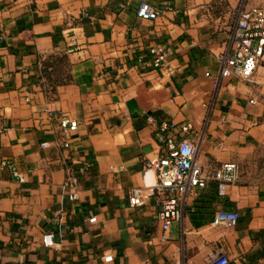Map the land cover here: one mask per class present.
I'll list each match as a JSON object with an SVG mask.
<instances>
[{
    "label": "crops",
    "instance_id": "0c3cea01",
    "mask_svg": "<svg viewBox=\"0 0 264 264\" xmlns=\"http://www.w3.org/2000/svg\"><path fill=\"white\" fill-rule=\"evenodd\" d=\"M140 1L161 15L138 18ZM252 7L264 0H0V264H206L217 253L264 264V178L241 176V162L264 148V69L251 86L218 78L217 61L238 12ZM154 46L168 51L167 69L151 67ZM62 55L69 80L49 85L44 61ZM50 110L77 122L67 149L54 145L62 134ZM164 122L192 124L206 174L233 162L239 176L223 194L207 180L162 241L155 197L131 207L128 193ZM83 164L70 200L65 169ZM218 211H236V225L213 227Z\"/></svg>",
    "mask_w": 264,
    "mask_h": 264
},
{
    "label": "built area",
    "instance_id": "2783aa9c",
    "mask_svg": "<svg viewBox=\"0 0 264 264\" xmlns=\"http://www.w3.org/2000/svg\"><path fill=\"white\" fill-rule=\"evenodd\" d=\"M138 18L155 21L161 11L147 1H140L135 11ZM70 41V47H75V37ZM230 51L217 56L218 78H238L248 85H257L255 75L259 68L264 69V7H252L240 10L236 22L229 37ZM67 50L66 52H71ZM151 67L153 70L167 69L168 51L160 46L149 49ZM253 103V100L249 101ZM46 119L57 123L62 134L61 138L54 140V145L67 149L70 139L65 137L69 132L77 128L76 120L57 114L55 111H45ZM41 117H38L40 119ZM149 124H153L151 118H147ZM158 137L161 147L158 153L149 158L142 169V183L133 187L128 193V202L131 207L142 206L147 197H155L158 210L156 219L162 231L161 240H166L165 234L174 223H180L184 217L186 201L191 196L198 195V191L205 187L207 180L218 182V189L224 193L228 184H233L239 176L237 164L227 162L206 174L196 160L201 137L195 134L191 123H161L158 129ZM43 147L47 143L42 144ZM121 170V167L119 168ZM87 165L83 164L73 170L65 169V179L62 191L68 199L76 198L79 185V176L85 175ZM13 174L19 182L23 178L16 172ZM63 210L59 208L55 212V220L62 219ZM238 214L236 211H218L212 221L213 227L223 226L232 228L236 225ZM88 222L96 223L95 217H90ZM52 233L42 236V244L53 247ZM102 262L112 261V255H104ZM206 264H229L228 259L222 254H211L206 259Z\"/></svg>",
    "mask_w": 264,
    "mask_h": 264
},
{
    "label": "rangeland",
    "instance_id": "374dc122",
    "mask_svg": "<svg viewBox=\"0 0 264 264\" xmlns=\"http://www.w3.org/2000/svg\"><path fill=\"white\" fill-rule=\"evenodd\" d=\"M221 11H224V9ZM226 11V14H228L229 11ZM62 57H53L47 61L46 80H51L54 83H65L69 80V62L65 56ZM241 176L243 182L257 176L264 178V148H257L249 158L241 162Z\"/></svg>",
    "mask_w": 264,
    "mask_h": 264
},
{
    "label": "trees",
    "instance_id": "16d2710c",
    "mask_svg": "<svg viewBox=\"0 0 264 264\" xmlns=\"http://www.w3.org/2000/svg\"><path fill=\"white\" fill-rule=\"evenodd\" d=\"M63 56V55H62ZM62 56H59V57H62ZM53 57H58V56H49L47 59H45V61H44V64H43V71H42V75H43V77H45L46 76V63H47V61H49L51 58H53ZM63 58V57H62ZM45 79H46V77H45ZM47 82L49 83V85L50 84H63V83H61V82H57V83H54L53 81H51V80H47ZM67 82V81H66ZM65 82V83H66ZM55 89L53 88V87H51V88H49V89H47V93H51V92H53Z\"/></svg>",
    "mask_w": 264,
    "mask_h": 264
}]
</instances>
